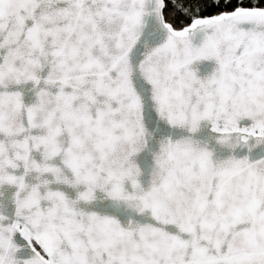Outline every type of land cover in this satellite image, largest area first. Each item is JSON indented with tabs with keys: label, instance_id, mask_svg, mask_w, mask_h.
<instances>
[{
	"label": "snow or ice",
	"instance_id": "snow-or-ice-1",
	"mask_svg": "<svg viewBox=\"0 0 264 264\" xmlns=\"http://www.w3.org/2000/svg\"><path fill=\"white\" fill-rule=\"evenodd\" d=\"M0 264H264V0H0Z\"/></svg>",
	"mask_w": 264,
	"mask_h": 264
}]
</instances>
